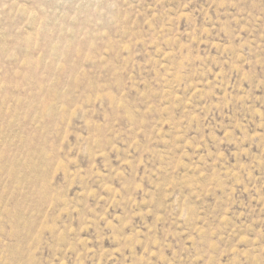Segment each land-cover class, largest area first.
Here are the masks:
<instances>
[{"label": "rangeland", "instance_id": "rangeland-1", "mask_svg": "<svg viewBox=\"0 0 264 264\" xmlns=\"http://www.w3.org/2000/svg\"><path fill=\"white\" fill-rule=\"evenodd\" d=\"M0 264H264V0H0Z\"/></svg>", "mask_w": 264, "mask_h": 264}]
</instances>
